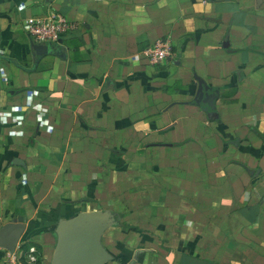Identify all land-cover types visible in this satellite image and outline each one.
<instances>
[{"label": "crops", "instance_id": "crops-1", "mask_svg": "<svg viewBox=\"0 0 264 264\" xmlns=\"http://www.w3.org/2000/svg\"><path fill=\"white\" fill-rule=\"evenodd\" d=\"M48 11L70 29L38 55ZM0 72V110L52 127L0 126V229L39 264L82 212L111 221L105 264H264V0H0Z\"/></svg>", "mask_w": 264, "mask_h": 264}, {"label": "water", "instance_id": "water-1", "mask_svg": "<svg viewBox=\"0 0 264 264\" xmlns=\"http://www.w3.org/2000/svg\"><path fill=\"white\" fill-rule=\"evenodd\" d=\"M59 43V42H58ZM32 50L38 55L48 52L47 44H31ZM203 83L198 88V99L206 100L208 107L212 106L214 95L206 94ZM111 225V221L101 212H82L75 217L60 221L55 229L56 246L50 264H105L111 260L101 246L100 238L104 230ZM21 223L7 224L0 229V248L13 252L23 233ZM132 264V262L130 263Z\"/></svg>", "mask_w": 264, "mask_h": 264}, {"label": "built area", "instance_id": "built-area-1", "mask_svg": "<svg viewBox=\"0 0 264 264\" xmlns=\"http://www.w3.org/2000/svg\"><path fill=\"white\" fill-rule=\"evenodd\" d=\"M22 28L28 37L37 44H57L63 34L70 29L69 22L59 13L48 11L41 16H32L24 20ZM143 55L150 64L156 65L166 61L169 57L168 45L165 42H155L143 50ZM0 76L4 74L0 72ZM24 108L12 107L0 110V126L7 127L10 134L25 137V124L31 121L39 129L46 132L52 130L46 119V110L34 107L27 101ZM7 264H38L37 250L34 247L23 249L18 246L13 252L6 251Z\"/></svg>", "mask_w": 264, "mask_h": 264}, {"label": "trees", "instance_id": "trees-1", "mask_svg": "<svg viewBox=\"0 0 264 264\" xmlns=\"http://www.w3.org/2000/svg\"><path fill=\"white\" fill-rule=\"evenodd\" d=\"M27 247H28L27 245L22 246L23 249H26ZM38 264H39V262H38Z\"/></svg>", "mask_w": 264, "mask_h": 264}]
</instances>
